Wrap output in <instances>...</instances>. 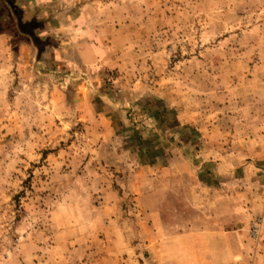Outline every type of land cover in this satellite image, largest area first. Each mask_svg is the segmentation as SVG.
<instances>
[{
    "label": "rangeland",
    "instance_id": "374dc122",
    "mask_svg": "<svg viewBox=\"0 0 264 264\" xmlns=\"http://www.w3.org/2000/svg\"><path fill=\"white\" fill-rule=\"evenodd\" d=\"M87 3L82 70L0 23V264H214L224 241L178 250L161 210L262 264L264 0Z\"/></svg>",
    "mask_w": 264,
    "mask_h": 264
},
{
    "label": "crops",
    "instance_id": "0c3cea01",
    "mask_svg": "<svg viewBox=\"0 0 264 264\" xmlns=\"http://www.w3.org/2000/svg\"><path fill=\"white\" fill-rule=\"evenodd\" d=\"M6 2L13 9V13L4 9L3 14L8 16L5 22L7 24L18 23L21 30L29 35L27 41L38 39L43 45L42 67L52 70L67 67V69L76 71L85 69L89 67L88 65L94 66L99 61L100 47L87 42V34L90 31L88 23L91 20L88 16L89 3L87 0H6ZM1 22H3L2 18ZM21 45L24 51L30 49L39 56L40 51L31 42L23 41ZM58 53H60L59 56ZM86 53L88 55L85 56ZM161 215V229L167 232L162 236V242L166 241L167 244L175 242L179 250L180 244L186 239L187 232L191 233L190 239L194 242L205 238L214 241L218 239L224 241L223 244L220 242L217 245L222 254L219 253L210 260L214 264L233 263L234 257L229 243L232 240V234L229 231L221 230L216 224L210 223L207 225L206 223H193L192 228H186L181 210H161ZM170 216H176V220L169 222ZM240 259L244 261L247 257L242 254ZM261 261L264 264V259Z\"/></svg>",
    "mask_w": 264,
    "mask_h": 264
},
{
    "label": "water",
    "instance_id": "95a60500",
    "mask_svg": "<svg viewBox=\"0 0 264 264\" xmlns=\"http://www.w3.org/2000/svg\"><path fill=\"white\" fill-rule=\"evenodd\" d=\"M2 9H6L8 11H10V13H13V9L8 5V3L6 2V0H0V10ZM8 19L7 15H4L2 17V21L5 22ZM17 28L14 30L15 33L18 35V40H22V42H31V44L38 50L37 45L35 44L33 39H30V41H27L29 38L28 34H25L18 23H16ZM28 37V38H27Z\"/></svg>",
    "mask_w": 264,
    "mask_h": 264
},
{
    "label": "built area",
    "instance_id": "2783aa9c",
    "mask_svg": "<svg viewBox=\"0 0 264 264\" xmlns=\"http://www.w3.org/2000/svg\"><path fill=\"white\" fill-rule=\"evenodd\" d=\"M254 227H255L254 229H255V232H256L258 228H257V226H254Z\"/></svg>",
    "mask_w": 264,
    "mask_h": 264
},
{
    "label": "trees",
    "instance_id": "16d2710c",
    "mask_svg": "<svg viewBox=\"0 0 264 264\" xmlns=\"http://www.w3.org/2000/svg\"><path fill=\"white\" fill-rule=\"evenodd\" d=\"M0 23H1V20H0ZM2 33V31L0 32V34Z\"/></svg>",
    "mask_w": 264,
    "mask_h": 264
}]
</instances>
